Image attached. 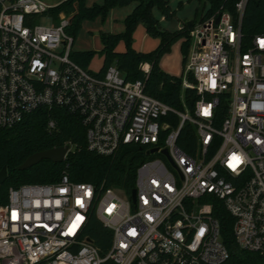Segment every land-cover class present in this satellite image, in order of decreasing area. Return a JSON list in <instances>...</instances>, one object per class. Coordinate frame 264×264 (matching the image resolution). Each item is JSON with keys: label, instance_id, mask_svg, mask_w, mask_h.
<instances>
[{"label": "built area", "instance_id": "2783aa9c", "mask_svg": "<svg viewBox=\"0 0 264 264\" xmlns=\"http://www.w3.org/2000/svg\"><path fill=\"white\" fill-rule=\"evenodd\" d=\"M248 1L234 3L235 22L220 10L189 32L180 90L195 99L187 107L181 97L175 109L113 64L91 73L72 61L68 17L55 18L52 7L0 0V127L58 108L79 119L87 151L113 157L134 145L142 152L133 202L66 174L7 188L0 264H225L212 215L219 206L231 218L234 246L264 260V36L241 49ZM138 68L145 79L149 65ZM91 218L110 234L104 251L88 238Z\"/></svg>", "mask_w": 264, "mask_h": 264}, {"label": "trees", "instance_id": "16d2710c", "mask_svg": "<svg viewBox=\"0 0 264 264\" xmlns=\"http://www.w3.org/2000/svg\"><path fill=\"white\" fill-rule=\"evenodd\" d=\"M82 1L63 0L48 11L55 18L59 14L68 17V26L64 31L71 36L72 40L82 20L91 19L98 12L103 13L108 8L121 7L132 1L136 2L123 20V33L99 34L103 60L98 71L102 72L107 66L113 64L125 80H143L145 94L175 109L181 107V97L187 107L192 105L195 97L190 90H180V77L169 76L158 71L156 61L160 54L171 42L184 38L181 46L183 67L189 32L195 25L202 23L220 10L229 13L234 22L236 20L233 5L237 0H203L207 3V7L204 9L202 6L193 20L183 23L174 33H160V43L154 51L141 54L125 49L121 53H113L111 46L119 39L127 42L129 32L138 23L144 26L146 34H154L156 21L150 15V7L157 5L161 17L169 18L170 13L166 1L103 0L100 8L94 6L85 8ZM239 33L242 42L241 49H244L253 36H264V0H249L245 4L239 20ZM90 55V52H81L70 54V58L77 65L85 68L86 59ZM141 63L149 65V72L145 79L138 68ZM48 120L54 123L52 129L46 127ZM63 146H67L68 151L61 163L54 164L41 160L26 170L16 169L25 158L33 153ZM141 159V148L134 145L119 148L113 157H103L87 151L84 130L76 115L58 108L49 110L40 108L26 115L20 123L12 127H0V169L5 167L6 170V178L0 185V205L5 203L7 188L22 184L54 183L61 174H66L71 182L90 183L96 186L102 184L104 187L117 188L128 194L133 188L135 168ZM212 215L218 221L220 241L228 253L225 264H264V260L257 255L238 250L234 246L230 232L231 218L222 207L214 209ZM87 233L95 247L100 251L106 249L110 234L92 218L89 220Z\"/></svg>", "mask_w": 264, "mask_h": 264}, {"label": "rangeland", "instance_id": "374dc122", "mask_svg": "<svg viewBox=\"0 0 264 264\" xmlns=\"http://www.w3.org/2000/svg\"><path fill=\"white\" fill-rule=\"evenodd\" d=\"M48 7H54L63 0H40ZM169 9V18L161 17L157 5L150 7V15L156 21L154 34H146L144 26L140 23L135 25L128 35V41L117 40L112 46L113 53H121L129 49L134 53L148 54L154 51L160 43V33H174L180 26L193 20L195 14L199 13L202 6L204 9L207 3L203 0H165ZM103 0H83L85 8L101 7ZM136 5L135 1L121 7L108 8L105 12H98L91 19H84L79 23V28L73 36L70 48L71 54L90 52L91 55L86 59L85 69L91 73H96L102 65L103 56L101 53L100 33L118 35L123 33L124 18L131 12ZM43 25H49L47 20L41 19ZM184 38H179L171 42L167 49L163 51L156 61L158 71L173 77H183L182 72V52L181 46ZM191 49V39H189L187 52ZM184 64V63H183ZM184 66V65H183Z\"/></svg>", "mask_w": 264, "mask_h": 264}, {"label": "water", "instance_id": "95a60500", "mask_svg": "<svg viewBox=\"0 0 264 264\" xmlns=\"http://www.w3.org/2000/svg\"><path fill=\"white\" fill-rule=\"evenodd\" d=\"M218 18H215L214 24L216 25ZM68 151L67 146L51 148L45 151L36 152L29 155L25 160L17 166L18 171L26 170L34 165H36L41 160H47L51 163H61L64 160V156ZM152 151V150H151ZM6 178V170L5 167H1L0 169V185L4 182ZM130 199L132 202L134 201V190H131L129 193Z\"/></svg>", "mask_w": 264, "mask_h": 264}, {"label": "crops", "instance_id": "0c3cea01", "mask_svg": "<svg viewBox=\"0 0 264 264\" xmlns=\"http://www.w3.org/2000/svg\"><path fill=\"white\" fill-rule=\"evenodd\" d=\"M73 42V41H72Z\"/></svg>", "mask_w": 264, "mask_h": 264}, {"label": "snow or ice", "instance_id": "6c2138e0", "mask_svg": "<svg viewBox=\"0 0 264 264\" xmlns=\"http://www.w3.org/2000/svg\"><path fill=\"white\" fill-rule=\"evenodd\" d=\"M79 219V218H78Z\"/></svg>", "mask_w": 264, "mask_h": 264}]
</instances>
